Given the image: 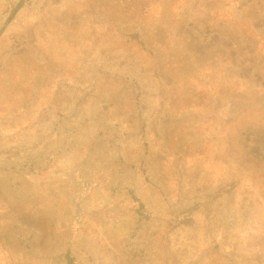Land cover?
I'll return each instance as SVG.
<instances>
[{
    "label": "rangeland",
    "instance_id": "rangeland-1",
    "mask_svg": "<svg viewBox=\"0 0 264 264\" xmlns=\"http://www.w3.org/2000/svg\"><path fill=\"white\" fill-rule=\"evenodd\" d=\"M69 257L264 264V0H0V264Z\"/></svg>",
    "mask_w": 264,
    "mask_h": 264
},
{
    "label": "trees",
    "instance_id": "trees-1",
    "mask_svg": "<svg viewBox=\"0 0 264 264\" xmlns=\"http://www.w3.org/2000/svg\"><path fill=\"white\" fill-rule=\"evenodd\" d=\"M21 4H22V2H18V4L15 6L14 10L12 11V13L10 15V18L13 16L15 11H17L20 8ZM139 206H141V204ZM68 260H69V263L72 264V259H70V257H69Z\"/></svg>",
    "mask_w": 264,
    "mask_h": 264
}]
</instances>
